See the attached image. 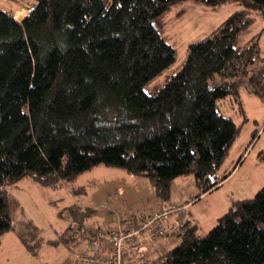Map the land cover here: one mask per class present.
I'll return each instance as SVG.
<instances>
[{
	"label": "trees",
	"instance_id": "trees-1",
	"mask_svg": "<svg viewBox=\"0 0 264 264\" xmlns=\"http://www.w3.org/2000/svg\"><path fill=\"white\" fill-rule=\"evenodd\" d=\"M10 1L16 11L0 9V244L13 229L8 188L27 177L54 187L99 165L119 167L147 177L164 205L180 176L193 174L204 192L226 179L210 182L240 128L218 101L237 96L238 84L211 81L246 74L263 59L260 34L244 44L240 36L264 19V0ZM186 3L239 9L167 74L177 49L165 16ZM20 9L31 11L22 21ZM251 81L264 90V68ZM68 213L54 244L74 248L104 233L94 209L73 203ZM197 232L188 221L154 264H264V186L206 235ZM18 235L28 250L40 246Z\"/></svg>",
	"mask_w": 264,
	"mask_h": 264
},
{
	"label": "rangeland",
	"instance_id": "rangeland-1",
	"mask_svg": "<svg viewBox=\"0 0 264 264\" xmlns=\"http://www.w3.org/2000/svg\"><path fill=\"white\" fill-rule=\"evenodd\" d=\"M17 8L10 0H0V9L14 12ZM238 9L239 6L234 4L212 9L186 3L169 11L165 16V35L177 49V61L167 74L183 65L191 43L211 34ZM27 10L18 12L16 17ZM259 34L263 59L256 67H248L246 74L217 77L211 81L214 85L220 83V79L221 84L225 80H235L238 84L237 96L227 95L218 101L220 110L240 128L217 171V178L210 182L226 179L208 192H204L193 174L180 176L171 183L170 201L188 203V221L197 226L200 236L212 230L234 202L253 198L264 186V90L257 93L251 87V78L257 68H264V19L256 17L255 23L240 36V44ZM164 78L160 76L156 82L163 83ZM8 201L13 229L1 238L0 264H82L80 260L77 263L76 256L85 251L88 241L80 240L74 248L61 242L54 244L62 239L72 221L68 209L73 203L95 210L93 223H98L107 239L119 230V223L124 227L128 220H142L153 214L156 204H163L147 177L131 175L123 168L107 165L82 173L73 184L61 181L54 187L43 186L30 177L24 178L8 188ZM20 232L33 245L40 244L33 249L36 252L26 248L19 238ZM175 245L170 243L160 255Z\"/></svg>",
	"mask_w": 264,
	"mask_h": 264
},
{
	"label": "built area",
	"instance_id": "built-area-1",
	"mask_svg": "<svg viewBox=\"0 0 264 264\" xmlns=\"http://www.w3.org/2000/svg\"><path fill=\"white\" fill-rule=\"evenodd\" d=\"M188 215V203L171 202L163 205L140 224H130L127 229L112 233L109 239L103 232L99 233L84 252L77 254V261L80 260L82 264H142L146 257L147 242L177 235L188 223ZM108 241L113 246V253L105 256L102 247ZM129 256L131 258L127 259Z\"/></svg>",
	"mask_w": 264,
	"mask_h": 264
},
{
	"label": "crops",
	"instance_id": "crops-1",
	"mask_svg": "<svg viewBox=\"0 0 264 264\" xmlns=\"http://www.w3.org/2000/svg\"><path fill=\"white\" fill-rule=\"evenodd\" d=\"M22 10H26V9H20V10H18L17 12H15V15L18 13V12H20V11H22ZM29 13H30V11L29 10H27V12H25V13H22L23 15H20V16H22V17H20V16H18L16 19L18 20V21H22L24 18H26L28 15H29ZM14 15V16H15ZM122 192V191H121ZM170 202H172V201H170ZM169 203V202H168ZM157 206H155L156 208H155V210L153 211V214L158 210V208L159 207H161L162 205H164V204H161V203H159V204H156ZM110 207V206H109ZM190 214V213H189ZM144 219V218H143ZM142 219V220H143ZM142 220H140V219H131V220H128L124 225V227H122V223H119V230H124V229H127V227H128V225H130V224H140L141 223V221ZM190 225H191V223H190ZM192 226V225H191ZM195 226V225H194ZM177 236L178 235H175L174 237H170V238H168V239H166V240H164V239H162V238H159L158 240H154V241H148L147 242V252H146V257H145V260H144V262H143V264H149L150 262H152V264H154V263H156L158 260H159V258L161 257V250L164 252V250H165V247H169V244L170 243H178L177 242ZM90 242H88V244H89ZM88 244H87V246L86 247H88ZM108 244L109 243H105L104 244V246L102 247V253L105 255V256H110L112 253H113V247H112V249H111V247H109L108 246ZM109 245H111V244H109ZM86 247H85V249H86ZM126 248H128V246L126 245ZM171 249V248H170ZM167 252V251H166ZM165 252V253H166ZM164 253V254H165ZM163 254V255H164ZM162 255V256H163ZM128 256V255H127ZM155 257H156V259H155ZM129 258H131V256H129V257H127V259H129ZM76 261H77V258H76ZM77 263H78V261H77ZM126 264H129L128 262H126Z\"/></svg>",
	"mask_w": 264,
	"mask_h": 264
},
{
	"label": "water",
	"instance_id": "water-1",
	"mask_svg": "<svg viewBox=\"0 0 264 264\" xmlns=\"http://www.w3.org/2000/svg\"><path fill=\"white\" fill-rule=\"evenodd\" d=\"M31 12V11H30Z\"/></svg>",
	"mask_w": 264,
	"mask_h": 264
}]
</instances>
